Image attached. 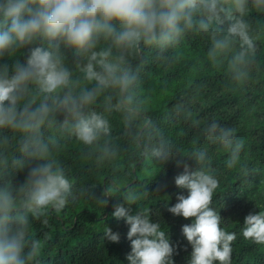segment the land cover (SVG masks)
Listing matches in <instances>:
<instances>
[{"label":"clouds","instance_id":"clouds-1","mask_svg":"<svg viewBox=\"0 0 264 264\" xmlns=\"http://www.w3.org/2000/svg\"><path fill=\"white\" fill-rule=\"evenodd\" d=\"M189 36L206 41L203 58L211 69L245 89L259 67L264 0H0V264H41L46 241L33 231L34 220L47 225L51 214L77 197L105 208L123 191L105 188L98 196L97 185L77 187L58 158L67 139L98 165L117 159L113 114L144 157H179L175 166L183 171L174 183L188 194H178L167 211L193 221L181 227L192 249L189 264H232L237 235L221 226L212 207L221 181L206 149L197 145L182 153L162 136L140 143L151 121L140 123L144 108L133 65L145 49L164 58ZM205 134L227 153L229 169L238 168L244 179L257 174L258 168L242 162L246 141L237 129L213 120ZM166 187L158 184L155 192ZM149 193L128 185L125 203L113 206L111 215L129 226L126 259L174 264L178 245L150 210L132 211ZM243 225L244 240L264 247V210L248 213ZM103 235L120 242L108 226Z\"/></svg>","mask_w":264,"mask_h":264},{"label":"trees","instance_id":"trees-1","mask_svg":"<svg viewBox=\"0 0 264 264\" xmlns=\"http://www.w3.org/2000/svg\"><path fill=\"white\" fill-rule=\"evenodd\" d=\"M205 48V40L189 36L178 49L165 52L164 58H157L154 49H145L143 60L134 63L137 93L144 108L140 123L151 121L140 143H157L162 136L182 153L197 145L206 149L221 181L212 207L222 217L221 226L237 235L232 264H264V247L242 236L244 217L264 210V42L258 53V70L245 89L237 88L223 72L205 63ZM213 120L237 129L239 138L245 139L242 162L249 161L258 168L256 175L244 179L238 175V168L227 167V153L205 134ZM112 123L114 143L120 149L117 159L98 165L93 158L81 155L74 140L67 139L58 158L77 187L97 185L94 191L98 196L105 188L123 191L109 197L105 208L96 199L77 197L60 213L51 214L47 225L34 220L33 231L46 241L41 264H129V226L111 215L115 204L125 203L128 185L150 192L131 205L133 213L150 210L151 219L158 221L170 241L178 245L174 264H189L192 249L181 227L193 221L167 211L177 202L178 194H188L174 183V177L183 171L175 166L179 157L168 162L144 157L142 149L124 132L118 114H113ZM19 179H23L22 174ZM158 184L167 187L155 192ZM106 226L119 233V243L106 241Z\"/></svg>","mask_w":264,"mask_h":264}]
</instances>
